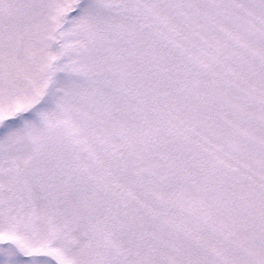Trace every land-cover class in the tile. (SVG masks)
<instances>
[{"label": "snow or ice", "instance_id": "6c2138e0", "mask_svg": "<svg viewBox=\"0 0 264 264\" xmlns=\"http://www.w3.org/2000/svg\"><path fill=\"white\" fill-rule=\"evenodd\" d=\"M0 264H264V0H0Z\"/></svg>", "mask_w": 264, "mask_h": 264}]
</instances>
